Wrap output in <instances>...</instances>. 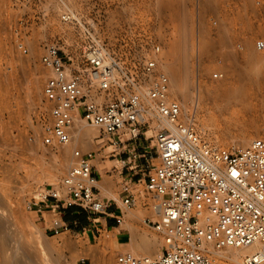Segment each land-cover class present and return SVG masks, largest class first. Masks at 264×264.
I'll use <instances>...</instances> for the list:
<instances>
[{"label":"rangeland","instance_id":"rangeland-1","mask_svg":"<svg viewBox=\"0 0 264 264\" xmlns=\"http://www.w3.org/2000/svg\"><path fill=\"white\" fill-rule=\"evenodd\" d=\"M68 9L74 17H63ZM227 10L218 0H0V264H115L117 251L107 233L99 239H88L73 228L55 234L32 211L31 201L38 191L57 186L70 167L74 148L70 143L82 152L92 151L90 163H98L103 174L112 172L111 196L116 199L121 185L120 162L111 160L118 149L108 146V135L83 118L77 120L83 134L67 146L42 143L49 112L42 93L47 71L39 57L47 45L79 61L82 46L95 40L116 59V77L121 81V77L139 76L156 44L162 65L168 42L185 27L189 42L184 74L190 81L183 87L185 96L174 93L171 85L185 116L192 117L202 138L219 146H244L264 136V54L253 49L250 40L243 51L235 50L232 41L237 23L224 16L236 14V8ZM212 14L220 16L216 26L210 22ZM219 58L226 63L218 65ZM216 68L226 76L214 78ZM120 90L118 85L105 92L92 89L89 96L102 97L99 103H104ZM233 94L239 98L233 99ZM150 129L144 128L146 135ZM242 133L248 141L233 144ZM139 137L151 148L153 140ZM66 147L69 154L66 151L68 156L63 157ZM151 151L154 164L153 147ZM113 164L117 169L110 171ZM134 187L138 193L131 207L136 205V209L128 212L136 216L140 238L135 246L130 245L131 251L157 253L161 236L146 222L153 219L152 203L144 193V182ZM81 244L94 250L91 256L76 247ZM9 245L19 255L11 256Z\"/></svg>","mask_w":264,"mask_h":264},{"label":"built area","instance_id":"built-area-1","mask_svg":"<svg viewBox=\"0 0 264 264\" xmlns=\"http://www.w3.org/2000/svg\"><path fill=\"white\" fill-rule=\"evenodd\" d=\"M224 11L235 7L233 47L241 52L250 40L264 54V0H218ZM228 11V10H227ZM73 16L67 11L63 17ZM74 17V16H73ZM217 25L220 16H209ZM251 25H256L255 27ZM262 26V27H257ZM81 59L74 61L47 45L39 62L47 71L42 93L48 105L49 122L43 144H67L73 117L83 118L103 133L116 137L111 143L135 141L139 136L154 141L156 163L143 149L132 156L148 167L144 193L156 210L148 225L162 239L154 254H135L123 249L115 264H264V136L244 146H219L202 138L178 100L170 96L169 76L158 66L159 45H154L134 79L116 77L117 61L97 41L85 43ZM218 65L226 63L219 58ZM214 78H224L221 68ZM118 85L121 90L104 103L89 96ZM150 127L146 135L144 128ZM120 135L125 137L120 138ZM73 160L57 186L42 187L31 206L48 205L52 210L78 205L91 215L104 213L106 201L97 194L98 176L92 171V151H72ZM86 156V157H85ZM133 181L124 178L119 192L129 206L135 195ZM116 223L120 218H115ZM57 234L66 226L59 217L51 222ZM251 246V251L232 262L214 250Z\"/></svg>","mask_w":264,"mask_h":264},{"label":"crops","instance_id":"crops-1","mask_svg":"<svg viewBox=\"0 0 264 264\" xmlns=\"http://www.w3.org/2000/svg\"><path fill=\"white\" fill-rule=\"evenodd\" d=\"M149 134V132H147ZM122 135H120V138ZM109 140H115L116 137L109 136ZM108 140V141H109ZM108 146H112L114 151L113 154L115 158L112 161L120 162V170L118 171L121 182L124 178H131L133 181H138L137 184L145 182L148 167L142 163V159L133 157L135 152H141L144 148L149 150L151 155V148L147 145L141 143V138H137L135 141H130L126 143H111ZM153 154L154 148H153ZM98 163L92 164V171L98 176V181H102L101 188L97 184V194L106 201V207L104 213L100 215H91L85 211L82 207L78 205H73L67 208H61L59 210H52L50 206L46 205H35L33 207L34 216L38 219L39 223L44 226L45 229L51 231V222L53 216H58L61 224L66 226V229L73 228L75 231L83 232L88 239L101 238L103 233H107L110 238V243L112 249L119 251L123 249L131 250L130 245H134L139 242V226L137 225V220L135 215H131L128 212L129 208L136 209V205L125 206L121 203L122 194L117 193L118 199L111 196L114 191L112 190L114 179L109 176L112 172L108 174H103ZM117 165L113 164L110 167V171H115ZM107 172V171H105ZM123 173V175L121 174ZM118 183V182H116ZM102 193L104 194L102 196ZM105 196H111V198L106 199ZM119 217L120 222L116 223L115 218ZM65 230V229H64ZM63 231V229H62ZM156 253V252H155ZM154 254V253H152Z\"/></svg>","mask_w":264,"mask_h":264},{"label":"bare ground","instance_id":"bare-ground-1","mask_svg":"<svg viewBox=\"0 0 264 264\" xmlns=\"http://www.w3.org/2000/svg\"><path fill=\"white\" fill-rule=\"evenodd\" d=\"M188 42H189V39H188V35H187V32L185 30V27H183L182 29H180L179 32L176 33V35L172 38V40H170L168 42L169 44V49L168 51H166V56H165V59H164V63H160V57H159V54H158V66L161 68V66L164 68V72L169 76V80H170V96H172L173 98H175L176 100H178L174 95H173V91H172V86H174L173 90H174V93H178L180 94L181 96L184 95V90H183V87L184 86H188L189 82H188V78L185 76L184 74V70H186V66L188 64V59H187V45H188ZM161 65V66H160ZM37 92V91H36ZM218 92V91H217ZM220 94V93H219ZM223 94V92H222ZM221 94V95H222ZM225 95V94H224ZM185 96V95H184ZM219 97V96H218ZM234 97L233 99H238L239 98V95L238 94H233ZM102 97H99L96 98V101L98 102H101L102 101ZM179 101V100H178ZM180 102V101H179ZM182 102H180L181 104ZM197 103V102H196ZM195 103V104H196ZM183 104V103H182ZM181 104L182 106V114H184L185 116V112L183 111V105ZM78 116H74L73 117V123H72V129H71V140H73V138H77V136L83 134V131H82V127L80 128L79 126V123H78ZM190 119L189 120H193L192 117H189ZM82 119V118H80ZM238 124V123H237ZM96 128V127H95ZM98 129V128H97ZM98 131H100L98 129ZM148 132V131H147ZM150 134V132H149ZM148 135V134H147ZM239 136V135H238ZM74 138V139H75ZM109 135H108V139H109ZM234 140V139H233ZM248 141V137L247 135H243L242 133V136L240 135V137H238V139H235L233 142V144L235 143H239V145H243L245 144L246 142ZM231 143V142H230ZM54 145H60L58 143H53ZM53 144H50V145H53ZM65 146H67V144H64ZM70 147L74 146L75 145L77 146L76 143H70L68 144ZM71 147V148H72ZM70 148V150H71ZM72 148V151L73 149ZM78 148V147H77ZM59 150H62V149H58ZM68 151V147L64 148L63 149V152H62V156L63 157H66L68 156L69 154V151H68V154H66ZM72 153V152H71ZM71 155V154H70ZM69 169V168H68ZM67 169V171H68ZM1 188V187H0ZM4 195V194H3ZM10 195V194H9ZM11 202V201H10ZM5 203V202H4ZM154 214H156V210L154 209L153 207V212H152V215L154 216ZM3 224V222H2ZM8 233V232H6ZM8 236H10L9 234H7ZM6 239V238H5ZM99 239V238H98ZM10 246V245H9ZM76 246V245H75ZM76 247H80V248H84L86 253H85V256L89 257L92 255L93 252L91 251L90 247H87L85 245H77ZM7 248H9L7 246ZM7 248L5 249L6 251H10L11 252V256L13 255H19L18 251L15 252L14 250V247L13 246H10V250ZM251 246H246V247H226V248H223V249H220V250H214V253L220 257H224V258H227L229 259L230 261L232 262H237L240 260L241 256L250 252L251 251ZM160 250V249H159ZM158 250V251H159ZM5 251V252H6ZM157 251V252H158ZM6 252V253H8ZM9 264H18L17 262H11Z\"/></svg>","mask_w":264,"mask_h":264}]
</instances>
